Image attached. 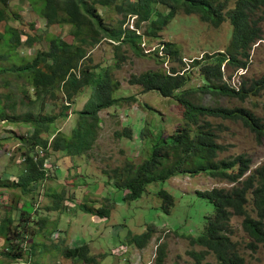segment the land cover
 <instances>
[{
    "label": "trees",
    "instance_id": "1",
    "mask_svg": "<svg viewBox=\"0 0 264 264\" xmlns=\"http://www.w3.org/2000/svg\"><path fill=\"white\" fill-rule=\"evenodd\" d=\"M29 5L31 11L44 18L47 25L68 26V29L65 35L49 36L47 47L37 50L28 60L0 68V74L12 73L28 81V86L18 91L21 93L20 99L28 101L29 107L20 116L16 113L12 90L4 93L5 101L0 99V122L12 120L14 123L20 121L28 124L24 134L14 129L12 132L19 141L18 158L23 167L15 173L14 180L0 181V187L11 190L17 188L26 195L51 171L56 173L57 166L47 168V158L52 152H64L62 159L86 157L97 137L101 110L115 107L122 100L137 101L135 95L122 98L113 96L118 81L112 77L109 65L85 64V61H90V52L96 45L105 40L111 46L114 64L118 67L124 60L120 51L123 45L136 55H146L140 47L143 37H156L157 32L163 30L180 12L195 15L201 22L214 27L229 23L230 40L224 51L206 52L186 66L177 44L161 41L160 47H155L151 52L152 55L158 62L170 59L177 66L130 75L127 80L129 85H139L142 92L156 91L163 97L173 99L178 105L181 122L175 125L172 133L152 146L149 156L143 161L137 164L126 162L109 170L100 169L99 172L107 175L106 184H112L126 201L138 199L146 191L147 185L165 182L176 173L211 176L229 182L231 187L228 189L212 187L196 192L212 208L204 215L198 235H187L182 225L174 228V231L185 237L190 246L202 248L200 251H188L195 264H246L237 242L229 235L230 219L233 215L242 217V227L254 241V247L264 243V161L251 169V160L244 154L219 158L224 148L218 142L216 126L207 118L241 121L259 141L264 140V123L247 108L206 105L192 100V96L199 92L244 100L249 96L264 95V74L249 85L242 79L240 85L235 87L224 79L222 70L223 64L237 69L247 67L252 44L263 38L259 25L261 17L256 14L264 9V0H29ZM98 6L112 8L120 18L115 23L99 14ZM7 9L8 0H0V24L3 26L5 23L0 31V47L3 48L0 60L6 59L21 44L31 48L42 40L40 35L33 33L36 29L33 21L26 24L27 29L8 25L7 20L20 19V16ZM127 17H133L132 28L127 27ZM142 24L145 29L139 33ZM23 35L24 40L21 39ZM158 50L161 52L159 55ZM190 67L196 68L201 77L202 83L197 87H187ZM86 87L90 88L89 97L82 109L77 111V120L70 132L55 131L52 128L55 118L66 117L74 97ZM34 105L36 112L31 109ZM50 105L60 107L59 114L52 110L46 112ZM131 131L124 128L123 135L130 138ZM63 179L65 188L80 183L77 178ZM66 179H69V183ZM65 188L61 186L63 193L60 190L52 193L54 199L49 209L58 216L69 209L65 205L73 203L72 198H64ZM156 194L162 201L161 208L169 213L175 203L173 196L163 188ZM104 198L109 200L108 196ZM20 200L26 199L20 197ZM113 202V199L112 202H101L99 207L87 202L78 203L77 206L91 216L107 219L113 210ZM19 207L8 204L5 213L0 216V239L3 240L0 253L9 264H42L33 257L39 244L34 238H49L56 225L48 228L45 217L38 219L36 226H32L35 220L33 212L22 205ZM14 210L17 212L16 219ZM155 232L156 227L152 224L147 225L141 233H133L130 229L126 233L124 230L119 244H124L128 249H141ZM28 235L30 240L27 248L25 242ZM41 246L46 250L45 244ZM50 248L57 250L59 259L65 263L100 264L103 258V253L92 252L90 245L85 242L67 246L62 235L50 240ZM157 250V259L162 262L164 245H158ZM207 254L214 261L205 260ZM7 262L0 261V264Z\"/></svg>",
    "mask_w": 264,
    "mask_h": 264
},
{
    "label": "rangeland",
    "instance_id": "2",
    "mask_svg": "<svg viewBox=\"0 0 264 264\" xmlns=\"http://www.w3.org/2000/svg\"><path fill=\"white\" fill-rule=\"evenodd\" d=\"M7 10L11 13L16 12L20 16V19L10 18L7 20L8 25L27 29L26 24L33 21L36 24L33 33L40 35L42 40L31 48L25 44L17 46L6 59L0 60V68L28 60L37 50L47 47L49 36L65 35L68 29V26L47 25L44 18L31 11L29 0H8ZM97 10L99 14L106 16L115 23L120 18L112 8L98 6ZM256 16L261 17L259 25L263 31V38L252 44L247 67L237 69L227 64L222 66L224 79L235 87L240 85L242 79L249 85L252 80L264 74V9L258 11ZM128 18L127 27L132 28L133 17ZM3 26L0 24V31H2ZM144 29L145 25L142 24L138 32L142 33ZM229 33L228 22H224L219 27H214L201 22L195 15H184L183 12H180L163 30L157 32L156 37H143L140 47L142 52L146 54L144 56L136 55L126 45H123L120 51L124 60L116 67L111 46L105 40H102L91 50L90 61H85V64H100L102 67L109 65L111 67L112 77L118 81V87L113 92V96L122 98L135 95L137 101L122 100L115 107L101 110L99 113L101 123L97 129V137L93 148L88 151L86 157L62 159L64 152H52L47 158V168L51 165L57 166L56 173L51 171L50 175L38 182L33 191L27 195L21 194L20 189L17 188L11 190V188L0 187V216L5 213V207L8 204H14L17 207L22 205L23 208L27 207L33 212L35 220L31 224L32 226H36L35 222L38 219L45 217L48 228L56 225V229L49 238L43 236L34 238L35 241L39 242L36 246L35 256H33L35 259H38L42 264H74L62 262L59 259V252L50 248V240L62 235L66 237L67 245L85 242L90 245L92 252L103 253L100 264H195L188 251H200L202 248L196 245L190 246L188 240L178 235L174 228L182 225L187 235H198L202 229L204 215L208 214L212 208L196 192L212 187L228 189L231 187L229 182L211 176H189L176 173L165 182L147 185L146 191L138 199L126 201L122 199V193L115 189L112 184H106L107 175L99 172V170L103 168L109 170L116 166H122L126 162L137 164L143 161L149 156L152 146L161 141L164 136L172 133L175 125L181 122L177 110L178 105L173 99L163 97L156 91L142 92L139 85L127 83L131 74H138L149 69L167 70L171 66H177L170 59L163 63L158 62L151 53L153 49L160 47L161 41L174 42L180 49L183 64L187 66L193 59L201 58L206 52L224 51L229 44ZM21 39L24 40L25 36L23 35ZM66 39L69 40L70 38L67 37ZM1 50L3 48L0 47ZM157 54L159 55L161 52L158 50ZM189 74L190 81L187 87H197L202 83L196 68L191 69L190 67ZM5 81L7 83H4ZM23 86H28L25 77H16L12 73L0 74V99L5 101L4 93L12 90V98L16 103L18 116L29 109L28 101L23 100V98L21 100V93L18 92ZM89 90L90 88L86 87L74 97V102L69 106L66 117L55 118L52 126L55 131L70 132L72 124L77 120V111L82 109L89 97ZM192 100L206 105L244 107L253 112L264 123V95L249 96L240 100L225 96L215 97L198 92L192 96ZM31 109L36 112L35 105ZM50 110L59 114L60 107L56 106L55 108L50 105L46 112H51ZM207 119L216 126L218 142L224 148L219 153V158L244 154L251 160V169L264 161V140L259 141L255 134L241 121ZM9 121L0 122V181L4 179L14 180L16 178L15 173L23 167L18 158L19 141L18 138L13 137L12 132L14 129L20 134H24L23 131L28 124L20 121L18 123ZM124 128L132 130L130 138L123 135ZM63 178H77L80 183L74 187L65 188ZM66 180L69 183V179ZM63 185L65 188L64 198H72L73 203L70 206L65 205L66 209H69L58 216L54 210L49 208L53 204L52 193L59 190L63 193L61 190ZM161 188L167 190L174 198L175 203L169 213H165L161 208L162 201L156 194ZM106 196L110 202L112 199L114 200L113 210L107 219L91 216L81 211L77 206L78 203L87 202L99 207L101 202L109 201L104 198ZM20 197L26 200H20ZM30 201L32 202L30 203ZM14 214V219H16L17 212L15 210ZM241 222L242 217L236 215L231 217L229 227L231 239L237 242L246 264H264V243H258L254 247V241L243 229ZM149 224L156 227V232L145 247L141 249L129 247L128 249L124 244H119L122 241L119 238L124 230L126 233L129 229L133 233H141ZM29 240L30 235L25 242L27 248ZM42 243L45 244L46 250H43ZM1 244H3L2 239H0V246ZM160 244L164 245L165 250L162 262L157 259V246ZM127 249L128 252H126ZM0 258L2 259L0 260L1 263L7 262L1 253ZM205 260L214 261V258L207 254Z\"/></svg>",
    "mask_w": 264,
    "mask_h": 264
},
{
    "label": "clouds",
    "instance_id": "3",
    "mask_svg": "<svg viewBox=\"0 0 264 264\" xmlns=\"http://www.w3.org/2000/svg\"><path fill=\"white\" fill-rule=\"evenodd\" d=\"M65 232V231H64ZM64 238H66L65 236H64ZM76 242V241H75ZM81 243V242H80ZM80 243H77V244H80ZM65 244H66V240H65ZM67 245V244H66ZM72 245H76L75 243H73V244H71V245H67V246H72Z\"/></svg>",
    "mask_w": 264,
    "mask_h": 264
}]
</instances>
